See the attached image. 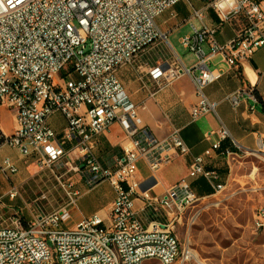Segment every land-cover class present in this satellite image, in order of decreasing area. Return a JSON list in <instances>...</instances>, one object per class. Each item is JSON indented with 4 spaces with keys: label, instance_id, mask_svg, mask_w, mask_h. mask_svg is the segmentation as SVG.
I'll return each instance as SVG.
<instances>
[{
    "label": "built area",
    "instance_id": "2783aa9c",
    "mask_svg": "<svg viewBox=\"0 0 264 264\" xmlns=\"http://www.w3.org/2000/svg\"><path fill=\"white\" fill-rule=\"evenodd\" d=\"M182 0H0V106L13 110L14 129L3 134V143L15 147L24 157L34 155L40 169L69 164L72 155L81 158L73 169L88 186L108 181L114 191L107 222L98 214L69 224V206L79 192L72 182L61 183L67 204L29 216L15 212L9 225L0 215V264H184L191 258L188 247H181L174 232L175 223L186 211L204 199L193 186L203 178L212 196L226 187L222 175L209 168L214 154L230 162L246 155H264V141L257 138L256 149H247L232 139L224 125L209 132L210 146L193 156L187 174L161 195L141 189L139 161L152 175L175 156L190 149L180 129L171 127L168 135L156 138L141 125L139 106L130 101L116 72L157 39L164 38L156 18ZM220 24L195 27L180 38V44L195 57L193 66L171 65L166 61L149 71L155 90L168 87L182 76H189L197 102L191 107L193 119L215 114V102L204 95V88L218 80L222 71L210 70L208 62L220 54L229 68L240 72L255 50L264 46V2L259 0H210ZM193 17L202 18L201 10ZM232 19L241 27L224 44L217 42L221 23ZM208 46V51L204 46ZM197 70L198 74H194ZM58 79V80H57ZM232 109L251 100L252 110L259 102L255 85L249 82L225 95ZM60 113L65 127L60 134L47 118ZM123 131L120 155L104 166L96 155L95 139L114 123ZM67 144H71L69 148ZM5 175L17 168L4 159ZM9 200L19 196L17 187L8 191ZM154 217L144 226L134 209V199ZM0 198V207H2ZM253 228L264 231V207L253 215Z\"/></svg>",
    "mask_w": 264,
    "mask_h": 264
},
{
    "label": "crops",
    "instance_id": "0c3cea01",
    "mask_svg": "<svg viewBox=\"0 0 264 264\" xmlns=\"http://www.w3.org/2000/svg\"><path fill=\"white\" fill-rule=\"evenodd\" d=\"M259 1L264 2V0ZM194 10H201L202 18L193 17ZM156 24L160 32L165 35V39H157L143 50L131 64L121 67L116 75L130 101L139 106L141 125L159 139L166 137L171 127H177L190 149L189 154L185 156H175L154 177L149 173L143 161L138 162V179L141 181V189L147 190L152 195H161L186 176L192 157L203 153L211 144L210 139H213V136L208 139L206 135L216 131L221 124L227 128L231 136L223 141V147L229 146L233 139L244 148L256 149L259 135L264 141V46L254 51L240 72L229 68L220 54H214L210 58L208 68L222 71L221 77L205 86L203 90L207 99L216 103L215 114H206L193 119L190 109L197 102V98L191 77L182 76L168 87L156 90L151 95L155 86L150 79L149 71L166 61L171 65L193 66L195 57L192 53L185 52L186 49L180 44V38L191 32V24L195 27H211L220 24V19L210 6V0H182L159 15L156 18ZM240 27L241 24L235 19L221 23L215 34L217 42L220 44L228 42ZM204 50L208 51L207 45L204 46ZM194 74H198V71L195 70ZM249 82L255 85L259 102L254 105L252 110L250 109L251 100L242 102L236 110L232 109L230 104L224 100L225 95ZM47 124L60 134L66 123L60 113H53L47 118ZM0 131L4 135H9L13 129L5 131L0 127ZM122 139L123 131L117 121L95 139V152L104 166L112 165L113 159L120 155ZM70 146L71 144L66 145L67 148ZM262 156L264 157V155ZM4 159H8L20 172L26 167L28 160L35 159V157L34 155L24 157L17 148L1 143L0 165ZM21 162H23V166L20 164ZM223 164L224 159L214 154L209 160L208 167L214 168L223 177L226 174ZM18 171L14 176L9 177L8 184L3 182L4 178L0 169L1 198L8 193L12 186L16 187V184H20L21 179ZM75 183L79 195L73 207L78 208L80 201L83 202V207L78 210L69 209L72 222L92 214H98L107 221L114 198V191L109 182L101 181L96 185L88 186L80 176ZM193 188L197 192L194 186ZM209 188L210 193H203V196L205 198L215 197L212 196L213 192L210 186ZM5 202L8 201H2V207L5 206ZM134 209L144 226H149L154 216L148 210H142V202L136 197ZM181 220L175 224H179Z\"/></svg>",
    "mask_w": 264,
    "mask_h": 264
},
{
    "label": "rangeland",
    "instance_id": "374dc122",
    "mask_svg": "<svg viewBox=\"0 0 264 264\" xmlns=\"http://www.w3.org/2000/svg\"><path fill=\"white\" fill-rule=\"evenodd\" d=\"M0 127L5 131L14 129L11 108L0 107ZM66 160L69 164L44 169L39 168L35 159L28 160L26 167L18 171L21 181L16 187L20 196L11 201L7 194L0 197L1 201H8L0 207L1 218L5 220L3 225H9L17 211L23 216L35 212V200L41 193L47 195V199L39 203V209L44 212L67 204L61 183L72 182V189L77 190L75 182L80 174L73 168L81 158L72 155ZM223 165L225 189L215 197L197 201L174 226L180 246L188 247L191 252L190 260L184 264H264V231L253 228L254 211L264 207V157L246 155L231 161L230 166L225 161ZM1 174L3 182L8 184L9 177L15 175ZM81 207L82 201L78 208ZM78 208L69 206L70 210ZM72 221L71 217L69 224ZM145 264L160 263L148 261Z\"/></svg>",
    "mask_w": 264,
    "mask_h": 264
},
{
    "label": "trees",
    "instance_id": "16d2710c",
    "mask_svg": "<svg viewBox=\"0 0 264 264\" xmlns=\"http://www.w3.org/2000/svg\"><path fill=\"white\" fill-rule=\"evenodd\" d=\"M3 143V134L0 131V144ZM193 186L196 188L197 190V194L199 196H203V193H210V188L207 184V182L203 179V178H197L194 183Z\"/></svg>",
    "mask_w": 264,
    "mask_h": 264
},
{
    "label": "snow or ice",
    "instance_id": "6c2138e0",
    "mask_svg": "<svg viewBox=\"0 0 264 264\" xmlns=\"http://www.w3.org/2000/svg\"><path fill=\"white\" fill-rule=\"evenodd\" d=\"M9 2H11V0H9Z\"/></svg>",
    "mask_w": 264,
    "mask_h": 264
}]
</instances>
